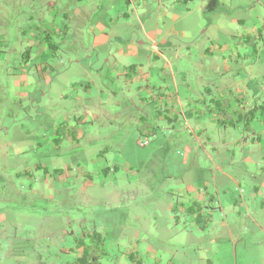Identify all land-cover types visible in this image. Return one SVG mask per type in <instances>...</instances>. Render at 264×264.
<instances>
[{"label":"rangeland","instance_id":"obj_1","mask_svg":"<svg viewBox=\"0 0 264 264\" xmlns=\"http://www.w3.org/2000/svg\"><path fill=\"white\" fill-rule=\"evenodd\" d=\"M178 1L165 61L142 22L100 54L74 0H0V264H264V0Z\"/></svg>","mask_w":264,"mask_h":264},{"label":"crops","instance_id":"obj_2","mask_svg":"<svg viewBox=\"0 0 264 264\" xmlns=\"http://www.w3.org/2000/svg\"><path fill=\"white\" fill-rule=\"evenodd\" d=\"M111 4H108L105 0H74L75 6L71 7V12L69 8L67 12L64 14L66 20H71L74 17L75 20H84L83 23L89 25L91 28L89 29L88 35L93 36L94 43L91 44V47L87 49L88 51H97L101 49L100 54H103V48L109 44L110 40L118 39L119 33L117 31L118 26L123 24H131L130 22H142L141 25L144 28L145 37L150 40L151 44L154 45V55L157 60L162 59L167 61V57L163 52L160 51L158 45L166 46L168 45V41L171 37L176 36L180 39H188L189 33L184 29L181 30L177 23L179 22V15L177 12L173 14L172 22H169L167 10L170 11L169 8H166L163 16L160 14L155 15V8L158 4H161L163 0H110ZM179 2L178 0H175ZM85 3V4H84ZM154 3V6H153ZM189 3V0H186L185 5ZM114 5V6H113ZM174 8V7H172ZM171 8V9H172ZM171 13V11H170ZM51 17L56 21L59 19L60 14L57 10H51ZM165 21L164 28L161 27L162 20ZM187 23L186 21L182 24ZM190 26L188 25V29ZM257 30H260L259 28ZM187 32V33H186ZM186 34H188L186 36ZM191 38V37H190ZM0 41H2L0 39ZM41 45V42H40ZM0 47H5L0 42ZM187 47L189 52L192 50H196L199 52L201 59L207 58L208 54L213 55L216 50H218V54L222 55V47L219 48L213 47H203L201 48L195 43H186L185 46L181 45L180 49H184ZM130 46L127 49H116L118 55L123 56H131L134 54L139 55L137 51H129ZM113 52V51H112ZM172 53V49L170 50ZM98 54V53H97ZM114 66H120V62L113 61ZM166 64L164 67L166 68ZM19 76V75H18ZM15 76V77H18ZM225 98V97H224ZM223 98L213 100V105L216 108L217 105L222 102ZM228 102L226 104V108L234 114L237 111H234L233 107L230 106V99L225 98ZM230 103V104H229ZM199 105L196 109L197 113L199 112ZM228 111V110H227ZM228 111V112H229ZM245 113V112H244ZM243 113V114H244ZM198 115V114H197ZM198 117V116H197ZM215 120H222V116L219 115V112L215 111L214 114Z\"/></svg>","mask_w":264,"mask_h":264}]
</instances>
